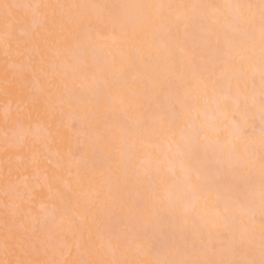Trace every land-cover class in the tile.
Returning a JSON list of instances; mask_svg holds the SVG:
<instances>
[{
  "label": "snow or ice",
  "instance_id": "1",
  "mask_svg": "<svg viewBox=\"0 0 264 264\" xmlns=\"http://www.w3.org/2000/svg\"><path fill=\"white\" fill-rule=\"evenodd\" d=\"M0 47V264H264V0H0Z\"/></svg>",
  "mask_w": 264,
  "mask_h": 264
},
{
  "label": "bare ground",
  "instance_id": "2",
  "mask_svg": "<svg viewBox=\"0 0 264 264\" xmlns=\"http://www.w3.org/2000/svg\"><path fill=\"white\" fill-rule=\"evenodd\" d=\"M44 2H72V3H83V2H97V3H105V2H120V0H44ZM3 79V49L0 47V81ZM4 97L2 93H0V135H2L3 131V111H4ZM91 121V116L87 112V110L83 109L74 100H68L62 107V114L57 113L56 119L54 121L55 124L60 125V135L56 139V145L54 147H59L63 150L69 143L72 146L76 147V140H82L87 142V124ZM76 122V126L73 124ZM81 124L84 126L82 127ZM78 133H83V135H79ZM83 148V145H81ZM23 156V154H20ZM5 154L3 152V147L0 145V232L3 230V181H4V171H5ZM17 167L22 170V166L18 163ZM47 162H42L41 168H51ZM78 189L75 185L72 187V192L75 193ZM2 258V257H0Z\"/></svg>",
  "mask_w": 264,
  "mask_h": 264
}]
</instances>
